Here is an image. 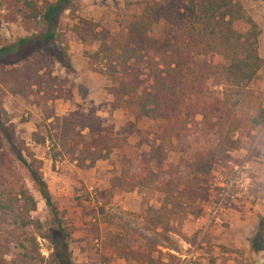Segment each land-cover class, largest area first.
<instances>
[{"label": "rangeland", "instance_id": "374dc122", "mask_svg": "<svg viewBox=\"0 0 264 264\" xmlns=\"http://www.w3.org/2000/svg\"><path fill=\"white\" fill-rule=\"evenodd\" d=\"M55 1L41 0L38 9ZM148 1L151 0H75L71 10L62 15L57 29L55 46L64 50V63L47 59L41 65L40 74H51L50 95H38L36 87L24 95H10L0 86V118L9 121L28 150L43 163L49 192L70 233L73 264H264V245L255 241L264 215L258 213L250 251L225 247L224 252L213 243V236L221 235H212L215 227L229 229L226 222L230 212L244 213L246 207L258 212V205L264 207V123L250 132L234 134L239 147L228 149L218 142V137L203 132L200 117L196 118L198 123L184 129L174 121L138 117L126 109H114L111 90L120 79L119 47L109 42L110 47H117L112 54L97 59L100 41L86 37L83 42L77 36V27L87 29L84 24L79 25L80 20L90 23L102 38L123 35L132 23L134 6ZM241 3L260 29L259 53L264 59V2ZM32 14L24 0H0V48L39 34L41 20H33ZM162 27V23L155 26L156 37ZM115 67L117 71L113 70ZM143 80L144 87L149 88L147 71ZM207 87L215 97L222 98L225 88L218 81L210 79ZM247 90L250 96L246 110L250 108L253 114L252 108L264 109V67ZM67 104L74 107L68 108ZM91 108L103 123L115 127L118 136L138 147L141 156L162 148L155 158L148 159L152 176L143 186L130 190L120 180L122 167L114 155L91 166H82L76 156L65 150L64 158L56 164L49 157V142L44 143V138L47 125L53 121L51 116L87 113ZM199 155L214 159L208 174L195 173ZM236 170H241L239 179L244 189L234 190L235 200L225 202L222 224H211L210 210L224 194V182L234 178ZM26 183L37 202L32 216L44 224L42 233L46 232L51 228L47 225L49 210L32 182L27 179ZM38 242L45 260L42 264H51V244L41 238Z\"/></svg>", "mask_w": 264, "mask_h": 264}, {"label": "trees", "instance_id": "16d2710c", "mask_svg": "<svg viewBox=\"0 0 264 264\" xmlns=\"http://www.w3.org/2000/svg\"><path fill=\"white\" fill-rule=\"evenodd\" d=\"M24 1L33 11L31 18L41 20L42 29L36 36L0 48V86L10 95H24L33 87L38 95H50L51 74H40L41 65L47 59L64 63V50L55 46L57 29L75 0H56L43 10L38 9L41 0ZM134 7L128 32L117 37L107 35L110 40L96 34L85 20L79 25L87 26L86 30L76 28L81 41L86 37L100 41L95 58L112 54L116 45L121 51L120 79L111 90L113 108L126 109L138 117L174 121L184 129L198 123L196 118L200 117L203 132L218 137L228 149L238 148L234 134L250 132L264 123L261 106L252 108L253 114L250 108L246 110L250 96L247 88L264 67V59L259 53L260 29L246 15L241 0H151ZM159 23L163 27L156 37L154 28ZM109 42L116 45L110 47ZM113 70L117 71L116 67ZM146 71L149 88L144 87ZM210 79L225 88L222 98L208 89ZM51 118L44 143L49 142V157L54 164L64 158L63 150L76 156L82 166L114 155L122 167L120 180L130 190L143 186L152 176L148 159L155 158L162 148L141 156L138 147L118 136L113 125L103 123L95 109ZM213 163V158L199 155L195 173L208 174ZM42 165L9 121L0 118V264L44 263L38 238L51 244V264H73L70 233L55 207ZM27 179L49 210L47 225L51 228L43 233L44 224L32 216L37 202ZM255 241L264 245V219Z\"/></svg>", "mask_w": 264, "mask_h": 264}, {"label": "crops", "instance_id": "0c3cea01", "mask_svg": "<svg viewBox=\"0 0 264 264\" xmlns=\"http://www.w3.org/2000/svg\"><path fill=\"white\" fill-rule=\"evenodd\" d=\"M88 101V100H87ZM92 105H97L92 102ZM73 104H67V107H72ZM74 107V106H73ZM262 205H258L256 208L258 212H251V210L246 207L244 209V213L240 211L230 212L227 215V224H229V229L222 228H213L212 235H221L219 238L213 236V243L218 245L220 248L224 250L226 248H233L239 250L250 251V239L255 234V230L258 224V215H264V207ZM254 208V210H256ZM259 213V214H258Z\"/></svg>", "mask_w": 264, "mask_h": 264}, {"label": "built area", "instance_id": "2783aa9c", "mask_svg": "<svg viewBox=\"0 0 264 264\" xmlns=\"http://www.w3.org/2000/svg\"><path fill=\"white\" fill-rule=\"evenodd\" d=\"M235 177L223 184L224 194H221L218 202L213 205L212 210H210V223L214 225L222 224L223 216L222 212L225 210V202L227 200H235L233 195L234 190L244 189V184L241 182L239 177L241 176V170H236Z\"/></svg>", "mask_w": 264, "mask_h": 264}]
</instances>
